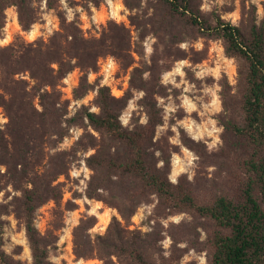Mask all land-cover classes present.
I'll return each mask as SVG.
<instances>
[{
  "label": "rangeland",
  "instance_id": "1",
  "mask_svg": "<svg viewBox=\"0 0 264 264\" xmlns=\"http://www.w3.org/2000/svg\"><path fill=\"white\" fill-rule=\"evenodd\" d=\"M65 3L73 9L74 19L72 22L66 20L67 8H64L62 3L59 9H50L47 6V0L46 6L45 0H38L27 9L30 16L33 13L37 18V21L28 30H24L20 24L16 5L9 6L5 10L4 26L0 29V40L8 39L11 36V41L8 44L0 45V57L5 54V52H1L3 48L13 46L21 41L36 43L35 45L38 47L43 46L47 58L53 57L54 53H49L54 52L51 45L57 40V34L64 32V25L69 23H73L79 29L78 34L84 38L86 49H89V52L91 50V53H87L85 58L80 59L83 64L78 61V65L62 79H59L55 87L44 85L41 88L40 92L45 93L46 99L50 98L51 92L58 91L61 96V104H58V107L61 106V109L49 112L45 126L30 130L28 140L31 145L27 149L23 161H20L22 163L10 167L7 164H0L6 168V171L0 172V188L2 189L0 204L9 206V211L1 214V248L3 250L11 249L10 252H6L16 259H20L23 264H34L25 222L15 211L18 207L11 205L19 202L18 198L22 195V191L12 183V177L13 175L27 174L32 178L35 175H40L46 166L66 170V173L61 174L53 182L54 189L51 197L38 205L35 211V224L49 243L51 264H105V259H102L100 255L99 244L101 243L99 242L108 240H115L117 246L130 243L133 240L141 241L148 246L151 258L156 264H200L201 258H203L204 264H208V231L206 227L210 224L205 218L188 212L168 215L163 207L158 206V199L154 195L151 196L150 201L137 207L129 221L126 222L122 218L115 206L121 202L120 186L112 184L108 189L98 188L100 180L93 179L95 171L89 162V158L101 148L103 137L89 125L86 118H78V123L72 124L70 120L84 107L90 110L91 107L98 106L97 95L89 99V94L92 89L98 86L99 79L94 84H90L88 73L90 71L99 73L98 59L109 55L117 57L121 65V70L118 73L120 83L117 86L123 89L125 83L128 85L124 95L118 99L120 115L133 97L134 89H143L146 92L141 100L136 101L137 108L133 111L130 124L126 128L133 129L142 124L140 121L144 115L146 114L148 117L149 104L156 103L158 106L157 97L163 98L166 104H173L177 111L169 114V128L165 132H161L159 136L157 127L152 141V152L158 165L160 166L162 161V166L169 169V176L177 157L181 160L184 159L183 148L186 147L198 154L200 159L197 162L198 168L195 170V176L189 179L188 174L184 173L180 175L177 182L181 177H184V180H188L193 186L199 199H208L220 192L217 187L221 178L217 168L216 154L223 147H229L237 142L225 131L221 123V116L225 113V99L228 104L227 112H231V108L234 112L236 110L234 99L238 92L239 62L234 57L228 56L222 39L204 34L180 15L171 17L167 7L156 0H131L133 8H129L123 0V4L129 11L127 14L123 10L120 12L122 19L119 22L111 16L109 0H100L98 5L90 0H65ZM194 3L195 7L200 9L202 17L214 21L219 16L240 26L245 33L253 23L259 24L264 19V0H194ZM202 5H207V8H202ZM77 7L82 8L88 14V23L91 27L87 29L83 27V21L80 19L81 13L75 11ZM92 7L106 15L104 22L97 24L94 19L97 13L92 11ZM132 10H135V14H132ZM49 20L52 22L49 23ZM36 26H39L41 35L32 42H28L27 35L31 34ZM50 27L52 33L48 35ZM148 38H152L148 40L153 48L150 55L146 53L145 41ZM114 42L118 46L111 45ZM181 42L188 44L187 50L179 46ZM119 45L123 49H120ZM48 47L50 48L46 50ZM44 57H46L45 54ZM179 60L189 62L183 68L186 74L183 79L187 81V84L179 89L172 85L165 87L160 82L162 74L171 70ZM54 64L58 67L54 68ZM58 68L59 65L56 62L47 65L39 63L34 66L36 73L43 76V79L48 83L55 81L54 76ZM77 69L79 72L75 78L79 80L78 86L65 83V78ZM198 71L206 72L208 75L197 78L195 73ZM145 72L150 73L148 79L144 78ZM216 76L219 78L217 79ZM16 77L27 81L29 85L26 86V89L32 93L31 86L35 81H33L30 72H20L16 74ZM180 79L181 77L177 76V80ZM82 82H84L83 86L87 88V92L77 98L74 91L82 85ZM215 85H219L220 88L218 96L221 110L210 115L217 122V127L223 129L219 133L221 143L217 149L210 152L203 141H194L183 128L179 129L181 144H172L169 137L175 138L172 128L177 125V121L195 119L197 122H202L206 118L200 117L196 112L186 113L181 106L182 97L191 98L198 104V107L200 105L202 110L203 104L209 103L211 99L204 95L203 89ZM185 87H191V92H185ZM128 92L131 95L125 105L124 98ZM223 94L226 97H223ZM199 97H203V99L199 100ZM33 99L37 109L41 111L39 96L38 98L33 97ZM74 101H81V103L75 105L77 111L69 117V108L74 104ZM158 107L162 115L160 124L162 125L164 123V108L163 106ZM0 110H2L0 115L7 121L5 123L0 120V130L8 140L11 138L10 131L14 129L15 123L2 106H0ZM71 129L82 130V135L75 139L70 146L61 147L66 140L73 139L74 133L70 131ZM207 139L210 141L212 138L208 137ZM157 151L160 153L159 156L156 155ZM89 152L91 155H87ZM82 168H87L88 174L82 172L78 178L70 175L71 171ZM81 180H84L87 185L83 192L79 191V188L84 187L80 184ZM217 181L219 183L215 186ZM16 193H20V195H16ZM94 194H99L100 197H92ZM178 216L182 219L176 223L175 218ZM114 218L119 221L114 227L119 225L123 229L122 238L116 239L110 228ZM41 224L44 225L43 231L39 227ZM166 243L168 247H165ZM185 257L188 259L185 260ZM108 264L126 263L113 255L108 259Z\"/></svg>",
  "mask_w": 264,
  "mask_h": 264
},
{
  "label": "trees",
  "instance_id": "2",
  "mask_svg": "<svg viewBox=\"0 0 264 264\" xmlns=\"http://www.w3.org/2000/svg\"><path fill=\"white\" fill-rule=\"evenodd\" d=\"M35 1L38 0H0V29L4 26L5 10L16 5L20 24L24 30H28L37 21L33 13L30 16L27 12ZM90 1L97 5L100 3V0ZM156 1L167 7L171 17L180 15L204 34L222 39L228 56L239 62L238 92L234 99L236 110L234 112L231 108L228 113L225 99V113L221 116L225 131L237 142L223 147L216 154L221 178L217 186L220 192L201 200L184 177L172 183L169 169L159 166L152 152V141L162 122L160 108L156 103H150L148 123L129 130L118 119L119 100L111 95L108 86L99 89V113L84 107L70 120L72 124L78 123V118H86L89 125L103 137L101 148L89 158L95 171L93 179L100 180L98 188L108 189L112 184L120 186L121 202L115 206L126 222L137 207L150 201L153 195L158 199V206L163 207L168 215L188 212L205 218L210 224L206 227L208 264H264V19L259 24L253 23L245 33L240 26L219 16L214 21L202 17L194 0ZM124 2L129 8L134 7L131 0ZM47 6L59 9L61 0H47ZM63 28L64 32L58 33L57 40L51 45L54 52L49 53H54L53 57L47 58L43 46L25 41L1 50L5 54L0 57V106L7 111L15 125L8 140L0 130V164L9 167L21 164L31 145L28 140L30 130L45 126L49 112L61 109V106L58 107L61 104L58 91L51 92L50 98L46 99L45 93L40 92L41 88L44 85L55 87L59 79L78 65V61L83 64L81 58L91 53L73 23L65 24ZM69 37H72L70 41ZM111 45L118 46L116 42ZM73 59L77 62L72 63ZM51 62L58 63L59 68L54 76L55 81L48 83L36 73L34 66ZM23 71H29L35 81L31 86L32 93L26 89L29 83L16 77ZM83 85L84 82L74 91L77 98L87 92ZM130 95L128 92L125 96V105ZM38 96L41 111L33 99ZM223 97L226 96L223 94ZM64 173L66 170L63 168L45 166L40 175L32 178L27 174L12 177V183L22 191V195L18 198L19 202L11 205L18 207L15 211L25 222L34 264H51L49 243L35 224V211L38 205L51 197L53 182ZM98 195L92 197H100ZM8 211V205L0 204V223L1 214ZM116 223L119 221L114 218L110 228L116 239L122 238L123 229L119 225L114 227ZM99 243L100 255L105 259V264L113 255L126 264H156L148 246L141 241L133 240L120 246L115 240ZM0 263L23 264L20 259L3 250L1 245Z\"/></svg>",
  "mask_w": 264,
  "mask_h": 264
},
{
  "label": "clouds",
  "instance_id": "3",
  "mask_svg": "<svg viewBox=\"0 0 264 264\" xmlns=\"http://www.w3.org/2000/svg\"><path fill=\"white\" fill-rule=\"evenodd\" d=\"M61 3L63 4L64 8H67V16L66 20L68 22H72L74 19V12L72 8H69L67 3H65V0H61ZM109 3L111 4V16L116 18L117 22H119L122 17L120 16V12L123 10L126 14L128 13V9L123 4V0H109ZM45 6H46V0H45ZM202 8H207V5H202ZM14 11V10H12ZM76 12L81 13L80 19L83 21V27L85 29L91 27V25L88 23L89 17L86 12L83 11L82 8L77 7ZM92 11L94 13H97L94 19L97 21V24L100 22H104L106 20V15L99 13L95 7H92ZM132 14H135V10H132ZM52 21L49 20V23ZM58 27V26H56ZM52 28H48V35H51ZM95 34V33H94ZM41 33L39 32V26H36V28L31 32V34L27 35L28 42H32L35 40ZM87 38V33H86ZM45 39H47V36H45ZM71 39V37H69ZM152 38L146 39L145 43L147 45L146 47V53L151 54L153 51L152 44L148 43V40ZM11 41V36L8 37V39L0 40V45H6ZM154 43V40L152 41ZM182 49L187 50L189 47L186 42H181L179 45ZM197 50L199 48L197 47ZM75 59L73 60V63H75ZM100 71L97 74L96 72H89L88 73V81L90 84H94L97 79H99V84L96 88L92 89L89 94V99L94 98L95 95H98L99 89L103 88L105 86H108L111 91V95L117 99H119L121 96L124 95V92L127 90V83L124 84V88L121 89L117 85L120 83V80L118 78V73L121 70V65L117 57L109 55L107 57H102L98 59L97 61ZM189 62L187 60H179L175 63L174 67L166 71L161 76V84L167 87L168 85H172L175 88L179 89L183 85L187 84V81L183 79V77L186 75L183 71V68L186 64ZM53 67H58L57 65H53ZM77 72H79V69L71 73L68 77L65 78V83H69L72 86H78L79 80L75 77L77 76ZM144 78L148 79L150 76L149 72H145ZM197 78H203L204 76L208 75L206 72H196L195 73ZM177 76L181 77V79L178 81ZM218 79L219 76H216ZM185 92H191V87H185ZM220 91L219 85H215L213 87H207L203 89L204 95L211 97L209 103H204L203 108L201 110V107L196 102H193V100L187 96L182 97V107L185 109L186 113H198L200 117H206L202 120V122H197L195 119L187 120V119H181L177 121V125H174L172 128V131L175 133V138L169 137V140L172 144L179 145L181 144V141L179 139V129L183 128L186 133L190 136L191 139H193L196 142L203 141L206 145L208 150L211 152L213 150H216L218 145L221 143L219 138V133L223 131L222 127H217V122L211 118V113H215L221 110V103L218 96V93ZM146 95V92L143 89L140 90H133V97L129 100L128 104L126 105L125 109L123 110V113L118 117V119L121 122V125L124 127H128L131 121L132 113L137 108L136 101L141 100ZM169 99H171L169 97ZM199 100H202L203 97H199ZM158 100V106H163L164 108V123L160 126H158L157 135L161 132H165L168 130V120H169V114L174 113L177 111L176 107L173 106V104L165 103V100L161 97H157ZM81 101H74V104L70 106L69 108V117L71 115H74L77 111V108L75 105L80 104ZM90 111L99 113L100 109L98 106H93L90 108ZM2 112V110H0ZM0 120L3 122H7L6 119L0 115ZM140 123L147 124L148 123V117L145 114L144 117L141 119ZM131 130V129H129ZM74 133V137L72 140H66L61 147H68L70 144L75 140L78 139L82 135V130L77 129H71ZM211 137L212 139L209 141L207 138ZM183 157L184 159L181 160L177 157L175 161V166L169 176V180L172 183H177L178 178L181 174L187 173L188 178L192 179L195 176V170L198 168V161L200 157L198 154L194 153L193 151L187 149L186 147L182 149ZM159 152L157 151L156 155L159 156ZM87 155H91V152L87 153ZM163 165V162H160V166ZM6 171V168L2 165H0V172ZM88 174L89 170L87 168H82L80 170H73L71 171L70 175L73 177H80L81 173ZM81 185H84V187L79 188V191L83 192L87 185L85 184L84 180L80 181ZM31 187V185H29ZM16 195H20V193H16ZM70 195V194H69ZM51 206V205H49ZM94 211V210H93ZM78 215V213H77ZM182 217H176L175 222L179 223ZM78 222V221H77ZM41 230L43 231L44 225H39ZM183 246V245H182ZM165 247H168V244H165ZM5 251L10 252L11 249L6 248ZM188 257H185V260H187ZM200 264H204L203 258L200 259Z\"/></svg>",
  "mask_w": 264,
  "mask_h": 264
}]
</instances>
